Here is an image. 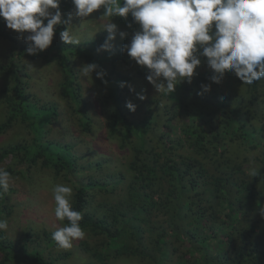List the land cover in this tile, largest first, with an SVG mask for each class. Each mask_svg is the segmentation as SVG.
<instances>
[{"label":"trees","instance_id":"16d2710c","mask_svg":"<svg viewBox=\"0 0 264 264\" xmlns=\"http://www.w3.org/2000/svg\"><path fill=\"white\" fill-rule=\"evenodd\" d=\"M73 8L71 0H61L65 19ZM112 19L123 23L128 32L123 39L117 37L110 51H97L105 34L80 40L79 45L64 44L57 35L66 26L59 25L50 47L33 56L25 52V41L19 42L0 18V38L10 43L5 64L9 74L3 99L6 112L0 133L20 123L32 134L29 140L1 148L0 161L8 155L19 156L27 166L49 168L70 182L72 206L83 214L82 229L100 239L93 246L83 243V250L100 263L130 257L148 264H264L260 177L249 178L242 162L226 154L230 144L244 143L250 150L260 148L264 161V78L245 85L226 71L223 80L232 76L242 88L230 94L224 91L223 80L211 83L210 69L194 72L190 84L185 80L169 95L144 100L140 105L143 114L133 117L126 107L129 88L120 83L134 78L136 82L138 77L131 79L118 64L132 66L143 79L148 75L146 66L121 51L140 26L131 14ZM51 52L57 54L62 72L59 92L86 133L97 119L74 60L94 62L106 73L107 85L92 75L101 92L107 132L128 150L125 170L106 168V161L101 160L81 162L73 142L48 136V126L59 115L58 106L30 90L24 60ZM202 83H211L209 93L198 94ZM7 192L0 189V217ZM29 236L26 232L21 239L11 240L0 231V264H53L44 254L54 241L52 234L44 232L36 241Z\"/></svg>","mask_w":264,"mask_h":264},{"label":"clouds","instance_id":"9594fccd","mask_svg":"<svg viewBox=\"0 0 264 264\" xmlns=\"http://www.w3.org/2000/svg\"><path fill=\"white\" fill-rule=\"evenodd\" d=\"M74 8L64 18L61 0H0V18L6 27L15 30L27 45L28 55H38L53 42L56 26L65 25L59 32L64 44L79 45L80 41L69 30L73 17L87 18L103 8L100 19L109 18L103 24L108 33L97 51H110L119 31L112 18H127L129 14L140 29L134 33L130 44L123 45L138 65L146 66V79L159 94L169 95L179 83L192 82L194 70L201 64L200 57L207 58L212 71L211 83L220 84L226 71L232 72L245 85L264 78V0H71ZM54 10V11H53ZM46 21V23H45ZM131 27V25H129ZM29 33L28 35H24ZM85 78L95 77L105 85L106 73L96 63H85L79 68ZM211 83L200 85L203 95L211 91ZM128 86L121 82L120 87ZM140 100L146 96L137 93ZM126 107L135 112L136 105L126 101ZM250 161V165H251ZM259 170L250 166L248 175L256 177ZM11 174L0 168V189L7 192ZM73 189L56 184L52 189L57 221L67 223L52 232V239L60 248H71L74 240L86 235L80 222L82 212L72 206ZM264 217V206L258 209ZM8 221L0 219V231H6Z\"/></svg>","mask_w":264,"mask_h":264},{"label":"rangeland","instance_id":"374dc122","mask_svg":"<svg viewBox=\"0 0 264 264\" xmlns=\"http://www.w3.org/2000/svg\"><path fill=\"white\" fill-rule=\"evenodd\" d=\"M102 15L103 13L98 9L87 18L73 17L68 26L69 30L79 41L85 38L95 39L94 37L101 34L107 36L108 33L103 29V24L109 18L100 19ZM112 22L117 24L119 31L128 32L127 27L123 23L115 19H112ZM4 26L6 27L5 23ZM9 30L19 42H24L23 39L19 38V34L15 30ZM28 34L25 33L24 35ZM118 36L119 33H117L116 39L111 42L112 44L117 43ZM57 39L61 41L59 33ZM9 51L10 43L0 38V121L4 119L6 112L3 99L4 89L7 87L9 79L8 70L5 68ZM51 54L24 60L26 70L30 75L27 81L30 90L42 100L53 101L58 106L59 115L54 123L48 126V136L53 139L73 142L75 151L81 156V162L101 160L106 161V168L125 170L128 150L119 147L118 138L110 136L107 132L104 118L102 117L99 86L95 82L93 75L92 78H85L79 71V68L88 62L84 58H76L74 60L83 93L87 96L88 102H90V110L93 116L98 120L93 122L91 131L86 133L78 124V116L59 92L58 84L62 80V72L57 54L55 52H51ZM200 59L201 64L194 72L209 69L207 67V58L200 57ZM118 66L122 68L123 72L128 73L131 79L138 77L136 82L135 78L130 83L127 82V85H131L134 91L129 90L128 94L126 93V101L131 100L136 105V110L134 113L131 112V115L133 117L141 116L144 112V108L140 106L143 101L159 93L156 92L153 85L146 78L140 77L132 66L125 63L118 64ZM221 85L224 91L230 94L242 91V88L237 86L232 76L230 77L229 75H226ZM137 93L145 95L146 99H138ZM260 126L263 127V125ZM31 137L32 134L25 126L16 123L0 133V149L24 139L29 140ZM241 145L232 143L230 147L226 146L225 148L228 147L226 154L231 153L235 160L239 159L247 175L250 166L256 167L259 170V174L256 177H260V179H257L258 188L264 190L262 150L260 148L250 150L249 144L243 143ZM223 147L221 146L220 149H223ZM238 155L239 157H237ZM250 161L252 162L251 165ZM0 168L8 171L12 178L9 187L11 190L7 192L8 197L5 201L6 208L0 217V219L8 221V228L4 233L9 239H21L24 233L28 232L30 234L29 239H35L36 241L40 240V235L43 237L44 232L52 234L57 227L63 226L64 223L57 221L54 215L55 202L52 189L56 184H64L71 187L70 182L65 177L57 175L49 168L40 165L27 166L19 156L14 155H8L3 158L0 161ZM84 232L86 233L85 237L74 240L71 248H60L53 241L51 242L52 244L46 246L44 254L53 260V264H148L144 259L130 257L109 259L105 263H100L83 250V243L93 246L100 239L95 238L88 231L84 230ZM29 244L34 246L35 242H29Z\"/></svg>","mask_w":264,"mask_h":264}]
</instances>
